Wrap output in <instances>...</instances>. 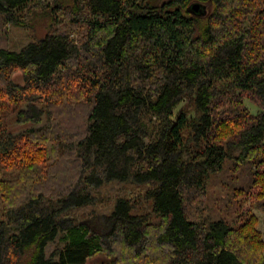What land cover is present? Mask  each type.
I'll return each instance as SVG.
<instances>
[{"label":"trees","instance_id":"obj_1","mask_svg":"<svg viewBox=\"0 0 264 264\" xmlns=\"http://www.w3.org/2000/svg\"><path fill=\"white\" fill-rule=\"evenodd\" d=\"M254 206L264 0H0V264H264Z\"/></svg>","mask_w":264,"mask_h":264},{"label":"rangeland","instance_id":"obj_2","mask_svg":"<svg viewBox=\"0 0 264 264\" xmlns=\"http://www.w3.org/2000/svg\"><path fill=\"white\" fill-rule=\"evenodd\" d=\"M205 9L209 13L211 10V6L207 5ZM49 24H50V17L45 14H41V11L38 10L35 20L31 23V25L29 24L28 27L22 28V27L10 26L9 33L7 35L8 47L11 49H17V50L20 49L29 41L43 36L48 31ZM20 75H21L20 73L15 74V78L17 81L21 80ZM249 105L253 110L255 109V106H253L250 103ZM7 121H8L9 130L13 132L21 131L33 125L32 123H24V124L18 123L16 121L15 113L10 114L8 116ZM252 210L258 219L256 229L259 232H261L264 240V211L256 206L252 207Z\"/></svg>","mask_w":264,"mask_h":264},{"label":"water","instance_id":"obj_3","mask_svg":"<svg viewBox=\"0 0 264 264\" xmlns=\"http://www.w3.org/2000/svg\"><path fill=\"white\" fill-rule=\"evenodd\" d=\"M203 9L204 8H203L202 4L199 3V2H195L191 6V11H193V12H201V13H203L204 12Z\"/></svg>","mask_w":264,"mask_h":264}]
</instances>
